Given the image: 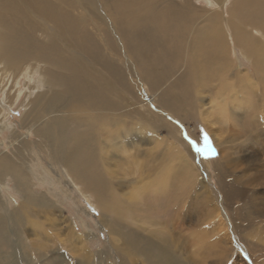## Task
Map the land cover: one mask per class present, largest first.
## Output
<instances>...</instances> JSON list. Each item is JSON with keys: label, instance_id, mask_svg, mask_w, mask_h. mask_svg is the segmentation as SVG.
<instances>
[{"label": "bare ground", "instance_id": "obj_1", "mask_svg": "<svg viewBox=\"0 0 264 264\" xmlns=\"http://www.w3.org/2000/svg\"><path fill=\"white\" fill-rule=\"evenodd\" d=\"M200 1L0 0V70L1 80L7 85L5 89V84L0 86V134L5 129L10 130L8 148L0 150V264H20L21 261L99 264L112 258L110 251V254L104 249L94 252L82 244V239L92 233L81 236L74 225L64 237L54 232L64 222L60 212L59 215L52 212L57 208L54 197L61 200L54 188L61 193L67 190L62 188L58 172L49 166L55 165V170L61 171L87 200L110 208L118 215L116 201L108 195V187L97 169V150L93 143L99 144L100 150L99 132L112 140L109 126L116 119L112 110H120L126 103L122 89L127 90L125 80L133 72L151 90V101L175 113L192 110L194 104L189 103L194 89L191 86L200 87L207 64L218 63L217 70L221 72L232 65L233 60L228 56L232 46L226 36L227 25L240 53L251 58L255 66L264 64V0H203L204 4ZM107 19L116 24L113 30L112 25L109 28L117 48L128 52H124L125 58L107 56L108 52L99 48L95 34L87 27L88 22L97 30L100 21L107 22ZM216 29H221L223 35L214 40ZM205 41L209 43L208 50L199 48ZM220 48L223 53L219 52ZM174 68H179L180 72L170 76ZM247 75L235 66L232 83L223 85L227 97L223 98L220 111L217 110L223 119L226 104L232 111L237 106L241 109L242 98L255 92ZM21 76L25 78L24 98L20 103L24 112L19 123L10 125L4 119L8 110L21 99ZM143 93L146 95L147 91ZM145 102L139 100V106H146ZM129 108L136 111L135 107ZM154 120L155 117L147 116V126L153 127ZM184 149L181 153L171 151L168 165L175 166V170L166 166L165 160L155 170V188L158 190L159 185L164 184L167 192L161 193L160 199L166 204L172 200L173 184L187 183L185 178L192 176L193 156L188 147ZM44 157L49 160L48 166L41 164ZM184 162L187 169L176 171ZM37 170L42 173L37 175ZM56 182L59 185L55 186ZM39 183L45 185L43 190L38 189ZM231 189L229 183L221 188L225 195L241 194L237 189L231 193ZM9 190L19 194L18 201ZM207 191L206 187L201 192ZM212 211V215L219 217L220 224L223 219L217 207ZM40 214L43 219L38 218ZM108 218L103 223L111 233L115 219ZM46 226L54 235L47 233ZM253 230L255 233L250 236H257V229ZM197 240L200 245L207 243L205 235H198ZM55 241L59 250L65 246L69 254L64 256L61 251L49 250L48 242ZM109 242L112 246V237ZM41 243L45 246L39 247ZM35 245V250L30 249ZM213 245L206 249L210 250ZM160 251L159 245L157 252ZM260 262L263 263V258Z\"/></svg>", "mask_w": 264, "mask_h": 264}, {"label": "rangeland", "instance_id": "obj_2", "mask_svg": "<svg viewBox=\"0 0 264 264\" xmlns=\"http://www.w3.org/2000/svg\"><path fill=\"white\" fill-rule=\"evenodd\" d=\"M201 1L202 4L205 3ZM109 25H112L113 30V25L116 24L111 19H107V22L102 20L99 29L94 30L95 28H91L87 22L88 29L95 36L90 33L99 48L108 52L107 56L112 59L119 58V55L127 57V51L124 50L125 54L123 49L117 48V41L112 37ZM222 30L224 31V27ZM222 30L216 29L214 40L223 35ZM226 36L232 46V51L228 54L233 60L232 65L226 67L224 72L217 70L218 63L205 66L206 71L203 73L200 87L197 84L191 86L194 95L190 96L189 105L195 106L192 105L193 108L189 112L182 109L172 113L160 108L157 102L150 100L149 95H153L151 90L142 80H138L135 72L125 80L128 86L127 90L122 89V95L126 103L120 110H112V116L116 117L109 126L112 140H108L104 133L99 132L100 150L97 148L99 144L93 143L97 150V169L108 187V195L116 201L114 205L118 215L110 208L98 203L96 206L87 200L84 194L75 190V186H71L61 171L55 170V165L49 166L55 173L58 172L60 184L67 190L61 193L54 188L60 194L61 200L54 197L57 208L52 212H60L64 221L58 225V230L54 231L59 237H64L73 225L76 233L81 236L83 233H92L90 237L82 239V244L94 252L104 249L112 254L111 259H105L99 264H264V64L260 65L261 68L255 66L251 58L240 53L228 25ZM199 48L208 50L209 43L205 41ZM211 49L215 51L214 47ZM222 51L223 48H220L219 52L223 53ZM235 66L241 68V72L249 74L247 77L253 82L251 85L255 92L242 98L241 109L237 106L236 110L232 111L229 104H226L229 105L228 108L224 105L227 115L225 114L223 119L219 112L222 100L227 97V90L223 85L232 83ZM173 70L170 76L180 72L179 68ZM1 73L2 70L0 86L5 84L3 79L1 80ZM24 80L21 76V99L8 110V116L4 119L6 123L9 121L10 125L19 123L24 112L20 106L24 98ZM166 83L165 81L160 87ZM6 86L5 84L3 89ZM145 90L146 95L143 93ZM0 97L2 98V92ZM139 100L148 101L149 104L145 102L146 106H139ZM129 107H135L138 112ZM147 116L156 118L151 128L150 125L147 126ZM212 118L216 119L213 121ZM9 135V129L0 134V150L8 148ZM206 142L212 146L214 153H198L195 150L203 149ZM185 147L189 148L193 156L192 176L185 178L187 183L173 184L172 200L166 204L160 199V194L166 191L164 184L159 185L158 190L155 188V170L164 160L166 166L170 164L168 159L171 161L172 152L178 150V153H181L185 151ZM48 161L44 157L41 164L48 166ZM168 166L175 170V166ZM186 169L184 162L176 171L184 172ZM165 170L168 171V168ZM41 173V170L36 171L37 175ZM226 183L230 184L231 193L233 189H237L241 194L225 195L221 188ZM56 185L59 184L56 182ZM205 186L208 189L206 194L201 192L205 190ZM44 188L45 185L39 183L38 189ZM9 194L15 196L16 201L19 200L17 192L9 190ZM92 199L95 201L93 197ZM216 207L223 219L220 224L219 217L211 212V209ZM108 217L115 219L111 233L107 230V224L103 223ZM38 218L43 219V215L40 214ZM222 221L223 228L220 227ZM47 227H44L46 231ZM253 229H257L259 236H250L255 233ZM47 233L54 235L50 230ZM198 235H205L207 243L200 245ZM110 237L112 246L109 245ZM211 243L214 244L213 247L206 249ZM47 245L51 251H61L64 256L69 254L65 246H61L62 250H59L58 241L48 242ZM159 245L161 251L157 252ZM40 246L44 247L45 243ZM217 247H221L220 250ZM35 248L36 245L30 247L33 250ZM41 252L45 254V251ZM25 255L27 256V250ZM260 258H263V263Z\"/></svg>", "mask_w": 264, "mask_h": 264}, {"label": "snow or ice", "instance_id": "obj_3", "mask_svg": "<svg viewBox=\"0 0 264 264\" xmlns=\"http://www.w3.org/2000/svg\"><path fill=\"white\" fill-rule=\"evenodd\" d=\"M193 143H195V142H193ZM195 150H196L198 153H203V152L214 153V149H213L212 146H211L210 144H208L207 142H206L205 147H204L203 149H201V148H196Z\"/></svg>", "mask_w": 264, "mask_h": 264}]
</instances>
